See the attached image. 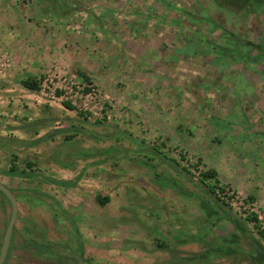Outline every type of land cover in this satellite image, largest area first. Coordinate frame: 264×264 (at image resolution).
Returning a JSON list of instances; mask_svg holds the SVG:
<instances>
[{"label": "rangeland", "instance_id": "obj_1", "mask_svg": "<svg viewBox=\"0 0 264 264\" xmlns=\"http://www.w3.org/2000/svg\"><path fill=\"white\" fill-rule=\"evenodd\" d=\"M262 44L256 0H0V181L18 216L39 211L68 261L256 264Z\"/></svg>", "mask_w": 264, "mask_h": 264}, {"label": "crops", "instance_id": "obj_2", "mask_svg": "<svg viewBox=\"0 0 264 264\" xmlns=\"http://www.w3.org/2000/svg\"><path fill=\"white\" fill-rule=\"evenodd\" d=\"M18 204H20L19 201ZM2 209L5 211L4 216L0 220L2 221L0 224L3 230L5 229V225L7 223L6 219L10 212L7 215V209L5 205H3ZM39 213V211H36L30 216L32 217V220H28L27 218H23L22 215L18 216L17 210L10 246L4 264H34L31 263V261L34 259V257L39 260V254L41 252L57 254L56 252L51 251V248L53 247L56 249H61V247L66 246L67 250L71 251L70 246L64 242L66 238L55 237L54 231H51V229L46 226L45 222L42 220V216L40 217ZM54 215L55 214L53 213V216ZM50 232L52 233L50 234ZM1 233L2 232H0V236ZM84 252L85 254L87 253L86 241L84 245Z\"/></svg>", "mask_w": 264, "mask_h": 264}, {"label": "trees", "instance_id": "obj_3", "mask_svg": "<svg viewBox=\"0 0 264 264\" xmlns=\"http://www.w3.org/2000/svg\"><path fill=\"white\" fill-rule=\"evenodd\" d=\"M228 1L231 2V4L233 3L236 5H243L247 0H228ZM256 1L258 3L264 2V0H256ZM260 53L262 55H264V44L261 45V52ZM79 73L82 75V77L86 81H88V82L91 81L90 76L85 71L79 70ZM41 81H42L41 76H39V77L27 76V77L20 79V84L23 87L31 89V90H38L41 87ZM88 90H89V88H84V91H88ZM63 104L66 107L71 108V109L76 108V106L69 99L63 100ZM81 111L87 112V110H81V109L78 110V112H81ZM182 168L187 170V168L185 166H182ZM15 172H16V167L14 165H11L10 168L8 170H6V173L14 174ZM49 179L51 181L57 183V184H60V185H66L67 186L70 184V182L63 180V179H56V178H49ZM200 180L205 184L208 191L210 193H213L214 198L217 201L223 202L222 199L216 194L215 191H216V189H220L221 191H224L225 186L223 184H220V180L216 176L215 170L202 171L201 176H200ZM0 191H2V190H0ZM7 200L9 202L8 197H7ZM97 200L100 204H105V202H107V200H108V196L107 195H105V196H99L98 195ZM246 201L249 204L253 203L255 201V195L254 194H248ZM9 204H10V202H9ZM9 215L6 219V222L8 221ZM244 217L246 220L252 222L253 226H255L257 228L259 234L264 235V225L262 224L261 219L259 218L258 214L254 210H246V214ZM251 255L254 258V260L256 261V264H264V248H259V249L251 251Z\"/></svg>", "mask_w": 264, "mask_h": 264}, {"label": "water", "instance_id": "obj_4", "mask_svg": "<svg viewBox=\"0 0 264 264\" xmlns=\"http://www.w3.org/2000/svg\"><path fill=\"white\" fill-rule=\"evenodd\" d=\"M0 190H2L6 194L11 206V213L6 223V227L0 245V264H4L10 246L11 236L13 232V225L17 216L18 201L13 190L2 181H0Z\"/></svg>", "mask_w": 264, "mask_h": 264}, {"label": "flooded vegetation", "instance_id": "obj_5", "mask_svg": "<svg viewBox=\"0 0 264 264\" xmlns=\"http://www.w3.org/2000/svg\"><path fill=\"white\" fill-rule=\"evenodd\" d=\"M8 186V185H7ZM9 187V186H8ZM11 188V187H10ZM12 189V188H11ZM13 190V189H12ZM14 192V191H13ZM0 193L2 195H4L5 193H3L2 191H0ZM6 197V194L4 195ZM7 199V197H6ZM0 201H1V196H0ZM1 204V202H0ZM3 206L0 205V220L2 219L5 211L2 209ZM11 207V206H10ZM10 213H11V209H10ZM10 216V215H9ZM9 219V218H8ZM6 227V225H5ZM0 229H1V224H0ZM5 230V229H4ZM4 234V233H3ZM63 249V248H61ZM86 259L82 258L80 260H66L62 255H58V254H54V253H45V252H41L39 254V260L36 259L34 257V259L31 261V263L34 264H97V263H92L90 261L85 262Z\"/></svg>", "mask_w": 264, "mask_h": 264}]
</instances>
